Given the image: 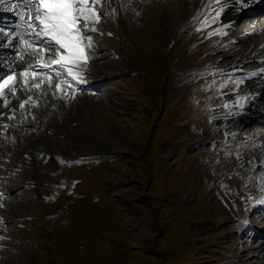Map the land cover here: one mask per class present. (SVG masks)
Segmentation results:
<instances>
[{"label":"rangeland","instance_id":"374dc122","mask_svg":"<svg viewBox=\"0 0 264 264\" xmlns=\"http://www.w3.org/2000/svg\"><path fill=\"white\" fill-rule=\"evenodd\" d=\"M0 1L25 17L0 18V44L16 35L0 50H18L0 71L46 63L19 42L35 13ZM225 1L103 0L84 85L54 65L74 94L31 79L10 95L0 264H264V97L244 102L264 49L220 22ZM29 93L49 113L20 108Z\"/></svg>","mask_w":264,"mask_h":264},{"label":"snow or ice","instance_id":"6c2138e0","mask_svg":"<svg viewBox=\"0 0 264 264\" xmlns=\"http://www.w3.org/2000/svg\"><path fill=\"white\" fill-rule=\"evenodd\" d=\"M22 3L34 12V16L27 18V26L31 29V35L40 44L30 43L25 40L23 35L19 36V42L26 49L30 50V56H47V62L43 59L39 62L41 68H51L53 65L63 69L68 77L73 81L83 83V74L89 63L90 52L93 47L91 33L99 31L94 27L99 23L101 16L98 7H103V0H22ZM240 7H247V0H236ZM21 21H25L24 16H20ZM0 29V33H3ZM0 39H4L0 35ZM8 38L7 44H0V47H7L11 44ZM21 61L24 56H20ZM63 73L57 70L55 77H60ZM24 80L20 86L27 84L29 79L35 80L38 73L36 67L32 63H27L23 67V71L18 74ZM54 76L52 74H44V80L55 89L61 90L62 86L72 87L67 79H62L53 85ZM33 88L39 89L40 83H33ZM17 92V74L11 73L0 77V100L5 103L0 107H7V99L9 95H15ZM35 103L31 97L19 104L20 108H24L29 102Z\"/></svg>","mask_w":264,"mask_h":264},{"label":"bare ground","instance_id":"6f19581e","mask_svg":"<svg viewBox=\"0 0 264 264\" xmlns=\"http://www.w3.org/2000/svg\"><path fill=\"white\" fill-rule=\"evenodd\" d=\"M195 1L197 2L198 5H200V4L204 5L203 3L208 2V0H195ZM247 3H248L247 7H240V6L237 5L236 0H226L225 3H224V6H223L224 7L223 17H221V21L220 22L221 23L223 22L224 25L228 26V28H227L228 31H230L234 37H237V38L238 37H244V39L246 40L245 43L250 44L252 47H262L264 49V9H263L264 8V0H261V1H258V2H254L252 0H247ZM127 4H128L127 0L126 1L125 0H117V2H115V4L111 5V9L113 11H116L118 9H121V7H126ZM258 5H259V7H257ZM249 9H255V10H253V12H258V13L257 14H253V15H246L247 12H249L248 14H250V10ZM198 11H200L199 10V6H198ZM4 18H6V17H4ZM217 22H218V20L216 21V24H217ZM4 31H6V30H4ZM27 36H31V35H27ZM32 38H34L33 35H32ZM233 39H235V38H233ZM11 59H13L12 60L13 61L12 62L13 65H11L10 68H8L7 70L0 71V77L4 76L6 74H10V72L13 71V69L17 68L16 60L14 58H11ZM262 62H263V65L259 69L254 71V73H256V77H255L256 78L255 79L256 80L255 81L256 86L255 85L254 86L250 85L248 87L247 90H248L249 98L247 99V101L245 100V97H244V102L247 104V106L249 107L251 112L253 110V106H256L255 103H257V101H259L260 99H262L264 97V59L262 60ZM34 63H33V65L35 67H37L39 65V64H34ZM3 66H4V61L0 60V69ZM56 68H58V67H56ZM51 69H52V67H51ZM51 69L50 70H45V68H41L39 70L36 69L38 75H37V77L35 79V82L39 83L40 79L44 80V74H52V75H54V73L57 70L52 71ZM86 69H87V66H86ZM20 71H22V69H20ZM243 74H244V72H243ZM65 75L62 74L58 78L54 77V79H56L57 82H58L59 80L66 79ZM86 78H87V76H85V72H84V74H83L84 82L83 83H78L81 87L86 82ZM30 80L31 79H29L28 81H30ZM67 80L69 81V79H67ZM69 84L73 85L71 81L69 82ZM19 85H20V83L17 80V91L19 90V87H18ZM81 87H79V88L82 89ZM54 89H55V87L53 86L52 91ZM75 89L78 90L77 88H75ZM55 90L60 92V93H62V94H64V95H66V96L68 94H70V95L74 94L73 90L70 91L71 88H69L68 86H62L61 90H57V89H55ZM29 94H31V93H29ZM34 96L32 94L30 95V97L33 98L34 101H35L34 104H36V103L39 104L38 108L45 107V109H46L47 108L46 107L47 104L45 103L46 99H44L43 97L41 98L40 95H38L37 99H35ZM11 99L13 101L12 103H11ZM9 102L11 103V106L12 105H14V106L17 105V102L12 97H10V95L8 96V99L6 101L7 105H8ZM41 102H43L42 106H40ZM3 103H5V102L3 101L2 104ZM8 106L7 107H0V134L2 132H4L5 129H6V128L2 129L1 126L5 125L7 127L6 132H8L6 135L11 136V138H15L13 136V129L9 130L8 129L9 125L6 124V122H5V121L9 120L10 122H12L11 123L12 126H13V123H14L12 120H10V119L7 120L6 119V115L10 111ZM11 106H10V108H11ZM27 106L28 105H26V107ZM46 111H47V109H46ZM47 112L49 113V111H47ZM255 115L256 114H254V113H250V114L248 113L246 115L247 117L245 119H243V123H245V122L249 123V118L251 117V120H252V118H254L252 116H255ZM260 121H262V119ZM263 122H264V120H263ZM43 144H44V142H40L39 140H36V142H35L36 149L37 148H42Z\"/></svg>","mask_w":264,"mask_h":264},{"label":"flooded vegetation","instance_id":"af4514ba","mask_svg":"<svg viewBox=\"0 0 264 264\" xmlns=\"http://www.w3.org/2000/svg\"><path fill=\"white\" fill-rule=\"evenodd\" d=\"M147 199L150 201V205H151L153 211H157L159 205L157 203H155L154 200H152L151 198H147ZM149 201H148V203H149Z\"/></svg>","mask_w":264,"mask_h":264},{"label":"trees","instance_id":"16d2710c","mask_svg":"<svg viewBox=\"0 0 264 264\" xmlns=\"http://www.w3.org/2000/svg\"><path fill=\"white\" fill-rule=\"evenodd\" d=\"M115 183H116V184H115V185L113 184V186H114L115 189H116V188H117V185H118V181L116 180Z\"/></svg>","mask_w":264,"mask_h":264}]
</instances>
